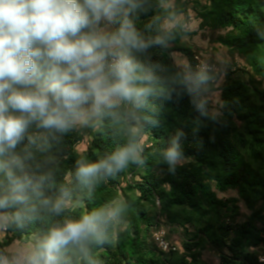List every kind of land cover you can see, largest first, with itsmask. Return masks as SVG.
Listing matches in <instances>:
<instances>
[{"label": "trees", "instance_id": "obj_1", "mask_svg": "<svg viewBox=\"0 0 264 264\" xmlns=\"http://www.w3.org/2000/svg\"><path fill=\"white\" fill-rule=\"evenodd\" d=\"M169 1L143 0L129 14L146 39L164 40L132 52L152 69L159 88L133 121L140 161H130L92 188L75 180L78 160L96 162L126 142L127 130L108 118L77 126L46 151L33 149L35 159L26 163L33 169L41 164L39 171H51L56 182L45 189L46 195L55 197L59 185L69 182L80 203L59 215L42 210L39 219L23 228L12 224L0 234V249L35 242L57 222L118 199L124 210L110 242L90 245L99 264H210L203 258L207 247L217 252L218 264H264L259 253L264 249V0H194L201 28L223 30L219 46L246 64L226 73L216 111L204 99L214 73L201 71L196 55L182 43L190 33L164 22L188 15V0H172L174 6L165 7ZM174 53L184 55L186 68L175 62ZM42 131L34 125L29 129ZM173 141L179 155L170 163L166 152ZM26 144L25 139L15 151L23 156ZM232 191L236 197L219 195ZM240 203L249 212L244 220H238ZM161 223L182 230L181 252L166 253L151 244L152 229Z\"/></svg>", "mask_w": 264, "mask_h": 264}, {"label": "clouds", "instance_id": "obj_2", "mask_svg": "<svg viewBox=\"0 0 264 264\" xmlns=\"http://www.w3.org/2000/svg\"><path fill=\"white\" fill-rule=\"evenodd\" d=\"M143 0H0V229L23 228L42 210L59 215L79 205L69 182L55 197L51 171L26 163L36 151L78 125L108 118L126 129V142L96 162H76L75 180L92 188L128 163L139 162L140 144L133 121L149 97L158 94L157 77L133 51L164 40L146 39L129 19ZM102 20L115 31L99 27ZM42 132H29L32 126ZM57 134H60L59 136ZM23 156L15 150L24 140ZM177 145L166 152L171 163ZM11 210V211H9ZM124 205L118 199L77 218H66L35 242L0 249V264H99L90 250L110 242Z\"/></svg>", "mask_w": 264, "mask_h": 264}, {"label": "rangeland", "instance_id": "obj_3", "mask_svg": "<svg viewBox=\"0 0 264 264\" xmlns=\"http://www.w3.org/2000/svg\"><path fill=\"white\" fill-rule=\"evenodd\" d=\"M200 3H203L204 0H198ZM173 1H169L165 4V7H173ZM194 6H197L194 0H188L187 11L188 15L181 14L179 15L174 22H169L165 20L166 27L170 28L176 25H182V27L188 31L190 34L186 35L182 39V43L191 48L192 52L196 55L198 62V68L201 71H210L214 73L212 80V85L207 88L204 99L207 101V104L211 107V110L216 111L220 108V91L218 88L222 86L225 81V75L229 70H234L237 68L245 69L246 64L243 59L239 56L229 52L227 49L222 48L217 43V38L220 34L224 33L223 30L215 31L210 30L209 28H201V19L198 17L197 11L194 9ZM99 27L104 31L111 32L114 28V24H109L107 21L102 20ZM173 58L175 62L183 67H187V62L184 55L180 53H174ZM87 125H78L80 128H85ZM79 150L82 152L87 148V140L84 141L79 147ZM187 159L181 160L179 162H186ZM222 197L231 198L236 197L237 193L235 191L228 192L227 194H219ZM241 214L238 217V220H244L247 211L245 205L240 203ZM0 234L4 236V230L0 229ZM161 240L165 244H168L170 250L163 251L160 247ZM182 230L175 228H170L169 226L161 223L158 227H154L151 232L150 242L153 246H156L157 249L169 253V252H181L182 248ZM26 244L15 243L14 245L8 247L15 249L22 247ZM260 259L264 261V249L259 250ZM203 258L208 261L210 264H218L219 256L215 250L207 247L203 252Z\"/></svg>", "mask_w": 264, "mask_h": 264}, {"label": "built area", "instance_id": "obj_4", "mask_svg": "<svg viewBox=\"0 0 264 264\" xmlns=\"http://www.w3.org/2000/svg\"><path fill=\"white\" fill-rule=\"evenodd\" d=\"M160 247H162L161 249L163 250V251H169L170 250V248H169V246H168V244H165L164 245V242L161 240V246Z\"/></svg>", "mask_w": 264, "mask_h": 264}]
</instances>
